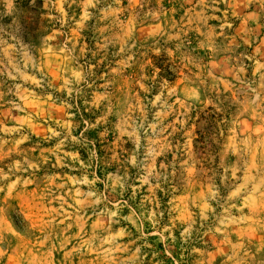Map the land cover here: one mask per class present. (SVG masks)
I'll return each instance as SVG.
<instances>
[{"label": "rangeland", "instance_id": "374dc122", "mask_svg": "<svg viewBox=\"0 0 264 264\" xmlns=\"http://www.w3.org/2000/svg\"><path fill=\"white\" fill-rule=\"evenodd\" d=\"M14 20L0 264H264V0H0Z\"/></svg>", "mask_w": 264, "mask_h": 264}, {"label": "clouds", "instance_id": "9594fccd", "mask_svg": "<svg viewBox=\"0 0 264 264\" xmlns=\"http://www.w3.org/2000/svg\"><path fill=\"white\" fill-rule=\"evenodd\" d=\"M36 3L37 0H30V5L32 7H35ZM5 37H7V39H5ZM25 45H33L32 50L35 54L34 41L28 38L23 25L15 20L11 26L0 25V48L7 46L12 50H18V46L22 49ZM77 77L78 79L75 82L83 86L82 91H88L91 88L90 81L95 80L93 66L89 64L87 67H81L77 72ZM104 99L108 100L109 104H111V99L107 92L104 95ZM196 99H198V97H196ZM93 106L97 109L100 107L98 103H95ZM138 120L139 123L136 124V127L143 128L145 135H148L149 132L157 134L159 127L163 124V119L156 116H153L152 119L149 120V113L146 110L141 111Z\"/></svg>", "mask_w": 264, "mask_h": 264}]
</instances>
